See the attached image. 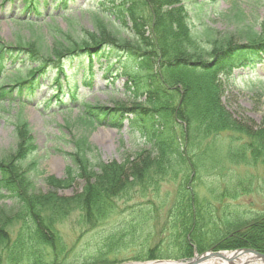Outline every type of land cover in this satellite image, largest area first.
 I'll list each match as a JSON object with an SVG mask.
<instances>
[{"label":"trees","instance_id":"trees-1","mask_svg":"<svg viewBox=\"0 0 264 264\" xmlns=\"http://www.w3.org/2000/svg\"><path fill=\"white\" fill-rule=\"evenodd\" d=\"M175 1L121 0L124 12L116 14L114 19L108 16V19L113 20L108 27L97 17L96 33L85 31L79 39L71 38L67 44L57 41L55 46L44 50L56 57L66 54L80 57L81 53H87L91 58L103 57L111 65L125 60L121 68L127 77L126 88L134 86V95H144L145 101H133L130 108L116 110L122 116L127 112L136 118L148 119L152 129L147 134L154 139L152 142L155 148L159 146V138L170 136L169 139L175 142L174 149L169 145L160 149L166 160H178L171 164L172 169L169 168V176L173 177L169 179L175 180L182 172L180 183L176 185V203L172 202L168 206L165 212L167 218L159 229V239L168 233L167 242H159L164 246L159 243L151 246V235H146L139 243L126 241V237L136 240L141 234V228L151 226L148 216L156 215L167 207L161 197L141 205L138 211L129 206L132 212L122 218L120 223L117 219L103 223L104 219L113 214L120 199L125 200L137 192L144 194L159 191L166 173L161 157L142 154L145 152L143 150L134 159L128 160L127 157L122 163L93 162V157H87L85 151L88 147L84 144L73 155V160L78 161V177L83 180L82 189L67 200L54 191L27 195V185L26 189H19L22 177L26 179V172L18 170L20 163L12 164L7 169L2 165L1 170L5 169L3 185L20 206L16 215L9 216L5 221L11 223L16 217L22 223L21 232L14 238L0 227V252L6 264H112L124 261L111 256L112 250L115 252L130 247L134 248V255L139 253V256H134L138 259L164 255L166 246L168 251L175 252V256L191 255L194 244L198 251H203L210 243L221 239L217 248L251 247L264 253V212L245 219L242 212L211 207L197 197L192 203L187 186L191 170H194H185L188 160L184 157L181 145L178 147L174 131L179 119L186 124L183 130L178 123L182 141L190 140V137L191 142L209 136L218 137L226 130L237 132L240 140H243L242 136L248 140L237 143L236 148L229 145L225 151L226 159L245 165L248 162H264V118L257 127L234 119L222 104V90L215 83L220 69L228 70L230 65H237L242 58H248L247 52H244L245 47L237 45V42L248 41V47L253 49L264 46V21L262 33L255 34L252 26L248 29L243 25L248 19L242 12L233 30L206 32L210 49L206 51L200 45L201 42L196 41L189 18L180 8L172 7ZM115 21L117 25L112 26ZM95 110L97 121L103 117L101 122L110 119L109 123H116L110 116V109L99 105ZM100 113L102 117H97ZM199 152L201 149H197L188 158L192 162L199 159L193 162L194 177L204 183L202 173H207L209 169H205L206 164L200 160L202 153ZM24 155L25 147L21 143L11 159L21 160ZM71 181L72 178L68 181L53 180L52 185L62 187L64 184L68 187ZM74 209L79 211L84 224L89 225L81 235L91 232L95 238L93 247H86L85 253H79L84 252V248L76 247L80 237L69 246L61 237L62 220ZM214 209H217V215Z\"/></svg>","mask_w":264,"mask_h":264},{"label":"rangeland","instance_id":"rangeland-1","mask_svg":"<svg viewBox=\"0 0 264 264\" xmlns=\"http://www.w3.org/2000/svg\"><path fill=\"white\" fill-rule=\"evenodd\" d=\"M188 0L189 4H191ZM199 1V0H198ZM254 1V0H251ZM230 2H224L223 4L219 2L218 9H223L222 15H217L215 19H209L207 14L202 13L200 18L209 22V26H213L218 29H226L229 26L226 22L235 21V13H237V6L230 7ZM190 6V5H189ZM243 7V4L238 6ZM231 8L233 10H231ZM245 13L250 10L251 17L253 20L256 14H260V9L254 8L251 11V7L244 6ZM249 9V10H246ZM248 11V12H247ZM256 12V14L254 13ZM77 20L71 19L70 24L75 23L71 26L66 20L54 19L53 23L60 27L67 35H72V38H76L84 34V31H98L97 24L95 21L89 18V14L83 12V10L72 15ZM196 28L199 27V22L194 21ZM34 28V27H32ZM35 31L40 34V28H34ZM29 32L28 26L23 24L17 25L10 22L8 18L3 17L2 11H0V38L5 42H13L15 36H27ZM50 37L41 39L46 45L50 44ZM65 39V38H64ZM63 39V40H64ZM99 76V72H97ZM101 74V73H100ZM45 89L37 90L33 98L40 99L43 95ZM236 93L234 97L228 98V109L236 117H241V119H246L249 122L258 124L260 119L264 116V86L262 89L261 96H256L253 91L247 87L243 91H237L233 89ZM90 99L92 101L97 100L101 103H107L111 105L115 100L127 102V99L122 98V94L119 92H113L111 90H95L94 93L88 94L85 100ZM41 106V105H38ZM25 119L30 125L31 136L35 144V155L32 157L34 160L28 161H38L36 166L38 176L33 178L34 185L36 187V192H44L45 194L49 190V186L46 182L42 181V178L49 174L55 176H62L64 172V165L67 160H64L59 152V149L65 152H70L74 149L73 140H87L92 149L99 154L103 161L107 160H121L123 156L130 155L141 148H145L148 144L145 143L144 138L139 135V133L128 132V127L125 125L119 131L115 133L109 132L108 129L102 128L91 130L82 122V119L78 117L77 110L75 108L71 109L69 112H52L51 110H43V107H33L31 104H26L21 108L15 103L3 102L0 104V155L7 153V151L13 149L16 143V133L14 131L15 124L20 120ZM65 120V121H64ZM65 122V123H64ZM126 124V123H125ZM103 129V130H102ZM233 172V177L248 176L252 178V186L254 190L249 192H243V188L240 189L238 185L230 193H235L237 196L231 201V207L233 209H243L247 212L255 213L264 209V165L249 168H240L233 166L228 172ZM74 185V184H73ZM72 185V186H73ZM237 185V183H236ZM79 184H76V188L68 189H57V193L62 195H72L78 188ZM163 191H168L169 193L174 192V187L168 185V187L163 186ZM220 194H217L219 196ZM140 198V197H139ZM163 201L170 203V199L165 197ZM173 201V200H172ZM219 201L229 202V197L222 198ZM240 204V205H237ZM242 205V206H241ZM4 204L0 203V223L5 220V214L9 213V210L5 208ZM238 207V208H237ZM246 207V208H245ZM3 214V215H2ZM76 220V213H73L67 220L63 222L62 230L65 239L70 243L74 237L73 226L76 225L74 222ZM9 227L11 230L18 227ZM15 234V233H14ZM130 257L126 252L124 257ZM3 264V263H0ZM127 264H132L129 262Z\"/></svg>","mask_w":264,"mask_h":264},{"label":"bare ground","instance_id":"bare-ground-1","mask_svg":"<svg viewBox=\"0 0 264 264\" xmlns=\"http://www.w3.org/2000/svg\"><path fill=\"white\" fill-rule=\"evenodd\" d=\"M232 260L234 264H239L241 262L247 261L252 264H264V262L254 254H238V253H228L223 258L212 257L205 261H202L200 264H229L228 262ZM166 264V263H165Z\"/></svg>","mask_w":264,"mask_h":264},{"label":"water","instance_id":"water-1","mask_svg":"<svg viewBox=\"0 0 264 264\" xmlns=\"http://www.w3.org/2000/svg\"><path fill=\"white\" fill-rule=\"evenodd\" d=\"M246 252H248V251H251V252H255V251H253V250H245ZM216 255H219V253H216ZM263 258H264V255H261ZM188 264H192V263H188Z\"/></svg>","mask_w":264,"mask_h":264}]
</instances>
